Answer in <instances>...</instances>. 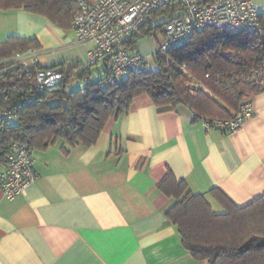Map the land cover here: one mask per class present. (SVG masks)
<instances>
[{"label": "crops", "instance_id": "obj_1", "mask_svg": "<svg viewBox=\"0 0 264 264\" xmlns=\"http://www.w3.org/2000/svg\"><path fill=\"white\" fill-rule=\"evenodd\" d=\"M10 35L35 38L45 66L85 62L91 46L74 40L71 25L0 8V41ZM250 103L242 126L223 131L183 104L157 106L141 94L94 144L34 151L37 178L12 198L0 189V264H208L182 246L164 215L173 200L157 183L170 171L217 212L211 189L236 205L262 196L264 90Z\"/></svg>", "mask_w": 264, "mask_h": 264}, {"label": "trees", "instance_id": "obj_2", "mask_svg": "<svg viewBox=\"0 0 264 264\" xmlns=\"http://www.w3.org/2000/svg\"><path fill=\"white\" fill-rule=\"evenodd\" d=\"M77 2L0 0V8L38 13L67 27ZM176 9L169 3L152 12L127 44L139 52L138 39L157 37L169 13ZM260 25V33L237 34L207 26L166 53L152 52L153 67L128 73L104 87L100 78L92 75L93 66L85 62L65 61L53 66L39 62L24 72L12 63L0 73V108L27 102L16 109L14 117L0 121V168L13 142L26 144L32 154L59 141L64 153L75 145L94 144L107 120L128 110L141 94L157 106L183 104L192 110L195 120L229 117L242 102L264 90V12L260 13ZM38 46L33 37L10 35L0 41V61ZM44 67L58 68L62 79L55 87L37 92L35 70ZM187 74L199 81V87H189ZM157 189L173 200L164 215L193 259L208 264H264V194L236 205L219 189H211L209 194L224 208L217 212L204 193L191 191L170 171L157 183Z\"/></svg>", "mask_w": 264, "mask_h": 264}, {"label": "built area", "instance_id": "obj_3", "mask_svg": "<svg viewBox=\"0 0 264 264\" xmlns=\"http://www.w3.org/2000/svg\"><path fill=\"white\" fill-rule=\"evenodd\" d=\"M169 3H174L177 9L169 13L162 25L153 53H166L184 44L193 32L207 26L217 27L228 34L261 31V12L253 0H78L71 22L74 40L91 43L85 64L93 66L92 75L100 78L101 86L113 84L128 73H140L148 67V57L133 50L127 42L152 12ZM39 62V49L17 51L12 57L0 61V73L12 63L18 64L24 72ZM61 79L62 73L56 67L36 68V91L49 90ZM26 102L27 99L18 107L0 108V121L14 117L16 109ZM252 113L250 100H246L229 117L197 119L205 128L235 131ZM36 178L31 151L26 144L13 142L0 168L3 195L14 197Z\"/></svg>", "mask_w": 264, "mask_h": 264}, {"label": "rangeland", "instance_id": "obj_4", "mask_svg": "<svg viewBox=\"0 0 264 264\" xmlns=\"http://www.w3.org/2000/svg\"><path fill=\"white\" fill-rule=\"evenodd\" d=\"M254 3L256 4L258 10L260 12H264V0H253ZM158 37H154V36H148V37H140L137 41V49L138 51L143 54V55H147V57H150L149 59V67H153L154 65L151 64L152 63V55H150L152 52H154V50L157 47L158 44ZM151 64V65H150ZM187 83L189 85V87H199L200 83L199 81L192 77L190 74H187ZM199 83V84H198ZM78 86V84H75L74 87L76 88ZM205 91L209 92L208 90L205 89Z\"/></svg>", "mask_w": 264, "mask_h": 264}]
</instances>
